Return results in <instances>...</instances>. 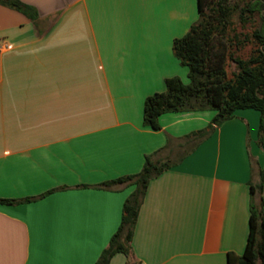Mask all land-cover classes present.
<instances>
[{
	"label": "crops",
	"instance_id": "crops-1",
	"mask_svg": "<svg viewBox=\"0 0 264 264\" xmlns=\"http://www.w3.org/2000/svg\"><path fill=\"white\" fill-rule=\"evenodd\" d=\"M0 4V264H95L146 156L132 256L109 264H228L246 246L250 190L264 167L259 113L238 110L206 138L212 110L143 125L145 99L188 82L172 43L196 0H18ZM32 198L31 202L2 201Z\"/></svg>",
	"mask_w": 264,
	"mask_h": 264
},
{
	"label": "trees",
	"instance_id": "trees-1",
	"mask_svg": "<svg viewBox=\"0 0 264 264\" xmlns=\"http://www.w3.org/2000/svg\"><path fill=\"white\" fill-rule=\"evenodd\" d=\"M196 0L197 20L189 31L172 43L174 56L188 70V83L178 77L165 80V90L148 96L143 104V125L160 130L158 117L165 113L212 110L215 112L208 127L194 133L208 137L215 128L230 120L238 110L259 113L257 145L264 150V0ZM0 4L27 15L36 12L18 0H0ZM240 4L243 6L240 7ZM237 14L239 25L245 27L257 19L249 34L237 33L233 18ZM248 44L249 56H234ZM234 63L236 71L227 72V63ZM167 162L154 161L146 156L138 174L124 176L102 184L105 189L134 186L122 208L120 224L95 264H109L116 254L132 256L131 239L150 180L169 169ZM259 182L250 190V215L246 246L240 256L228 255V264H264V167L258 173ZM256 193L259 203L255 204ZM32 198L2 201L7 204L31 202Z\"/></svg>",
	"mask_w": 264,
	"mask_h": 264
},
{
	"label": "rangeland",
	"instance_id": "rangeland-1",
	"mask_svg": "<svg viewBox=\"0 0 264 264\" xmlns=\"http://www.w3.org/2000/svg\"><path fill=\"white\" fill-rule=\"evenodd\" d=\"M230 2L234 3L236 1L235 0H230ZM241 6H243V4H240V7ZM256 22H257V19L250 20L249 23L245 27L241 28V26L239 25L238 16L236 14L234 16V18H233V23H234L233 27H234V29L236 30L237 33L249 34L251 32L252 28L256 25ZM251 50H252V45H250V44H248L246 47H244L239 52L238 51L235 52L234 49H231V51L233 52L234 56L241 57L243 59L249 56V53H250ZM234 71H236L234 63H232L231 61H228V63H227V72H228V74L230 75ZM258 182H259V180H258ZM258 203H259V193H256L255 204L257 205Z\"/></svg>",
	"mask_w": 264,
	"mask_h": 264
},
{
	"label": "water",
	"instance_id": "water-1",
	"mask_svg": "<svg viewBox=\"0 0 264 264\" xmlns=\"http://www.w3.org/2000/svg\"><path fill=\"white\" fill-rule=\"evenodd\" d=\"M263 192H264V188H263Z\"/></svg>",
	"mask_w": 264,
	"mask_h": 264
}]
</instances>
